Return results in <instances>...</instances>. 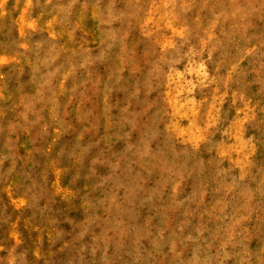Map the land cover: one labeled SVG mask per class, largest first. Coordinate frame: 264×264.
<instances>
[{"label":"rangeland","instance_id":"1","mask_svg":"<svg viewBox=\"0 0 264 264\" xmlns=\"http://www.w3.org/2000/svg\"><path fill=\"white\" fill-rule=\"evenodd\" d=\"M0 264H264V0H0Z\"/></svg>","mask_w":264,"mask_h":264}]
</instances>
